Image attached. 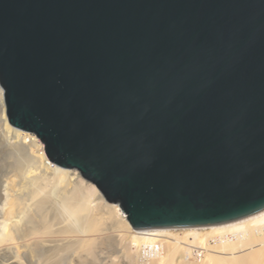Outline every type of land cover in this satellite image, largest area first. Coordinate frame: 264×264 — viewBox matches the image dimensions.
Wrapping results in <instances>:
<instances>
[{
	"label": "water",
	"instance_id": "obj_1",
	"mask_svg": "<svg viewBox=\"0 0 264 264\" xmlns=\"http://www.w3.org/2000/svg\"><path fill=\"white\" fill-rule=\"evenodd\" d=\"M0 86L133 229L264 209V0H0Z\"/></svg>",
	"mask_w": 264,
	"mask_h": 264
},
{
	"label": "bare ground",
	"instance_id": "obj_2",
	"mask_svg": "<svg viewBox=\"0 0 264 264\" xmlns=\"http://www.w3.org/2000/svg\"><path fill=\"white\" fill-rule=\"evenodd\" d=\"M155 231L168 240L153 264H264V209L222 224ZM149 238L76 169L49 161L34 133L10 125L0 93V264H100L111 249L132 261ZM188 244L206 251L196 258Z\"/></svg>",
	"mask_w": 264,
	"mask_h": 264
},
{
	"label": "built area",
	"instance_id": "obj_3",
	"mask_svg": "<svg viewBox=\"0 0 264 264\" xmlns=\"http://www.w3.org/2000/svg\"><path fill=\"white\" fill-rule=\"evenodd\" d=\"M141 235L150 237L149 241L143 242L137 248V264H153V261L158 258L165 250L166 241L168 240L164 234H161L155 229H141L136 230ZM191 249V254L200 258L203 256L206 248L199 245L188 244Z\"/></svg>",
	"mask_w": 264,
	"mask_h": 264
},
{
	"label": "rangeland",
	"instance_id": "obj_4",
	"mask_svg": "<svg viewBox=\"0 0 264 264\" xmlns=\"http://www.w3.org/2000/svg\"><path fill=\"white\" fill-rule=\"evenodd\" d=\"M85 181H87V180H85ZM104 200H106V199L104 198ZM107 202H109V201H107ZM110 203H113V202H110ZM175 231L177 232V231H181V230H175ZM122 246H123V250H124V248L126 249L127 248V243L126 244H122L121 245V248H122ZM133 250H136L135 247H134ZM107 255H108V257L103 258V260L100 262V264H110L112 260H113L112 261L113 264H137V261L135 260L137 258L135 252H134V255H133V257H134L133 260L134 261L133 260L132 261H129L126 258H124V255L122 253V250H119V249H116V250L111 249V250L108 251Z\"/></svg>",
	"mask_w": 264,
	"mask_h": 264
},
{
	"label": "snow or ice",
	"instance_id": "obj_5",
	"mask_svg": "<svg viewBox=\"0 0 264 264\" xmlns=\"http://www.w3.org/2000/svg\"><path fill=\"white\" fill-rule=\"evenodd\" d=\"M0 93H5V99H6V92H5V89L3 87H0Z\"/></svg>",
	"mask_w": 264,
	"mask_h": 264
},
{
	"label": "clouds",
	"instance_id": "obj_6",
	"mask_svg": "<svg viewBox=\"0 0 264 264\" xmlns=\"http://www.w3.org/2000/svg\"><path fill=\"white\" fill-rule=\"evenodd\" d=\"M50 161V160H49ZM125 216V215H124ZM125 218H126V216H125ZM180 228H184V227H180ZM133 229V228H132ZM153 229H157V228H153ZM134 230H136V229H134ZM139 230H141V229H139ZM136 255H137V253H136Z\"/></svg>",
	"mask_w": 264,
	"mask_h": 264
}]
</instances>
